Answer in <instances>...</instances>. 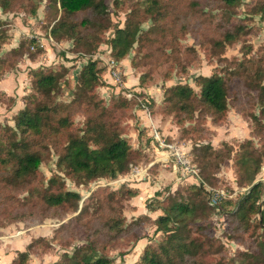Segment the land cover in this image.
Instances as JSON below:
<instances>
[{
    "label": "trees",
    "instance_id": "16d2710c",
    "mask_svg": "<svg viewBox=\"0 0 264 264\" xmlns=\"http://www.w3.org/2000/svg\"><path fill=\"white\" fill-rule=\"evenodd\" d=\"M240 1L47 0L46 15L52 7L57 13L48 23L47 33L53 40L71 41L72 52L78 56H91L105 43L110 57L118 62L132 51L131 67L150 65L153 69L165 63V79L170 78L176 65L186 69L177 57L179 41L186 34L196 35L201 28L211 31L215 48L211 51L222 65L208 75H196L195 88L186 82L165 86L163 107L155 110L171 117L180 126L179 136L185 138L194 129L190 125L198 128L206 117L213 123L226 117L229 101L240 99L236 92L229 93V83L236 80L248 99L247 107L242 105L239 112L251 124V137L239 144L238 151H233L229 142L220 149L209 143H193L191 160L194 157L192 161L198 164L205 186L214 187L212 170L232 158L237 186L247 184L249 189L239 200L224 198L214 205L208 201L204 185L182 182L167 189L163 199L159 197L161 190H157L145 202L148 211H159L157 216L138 214L127 220L123 213L125 203L138 194V189L127 184L115 190H95L81 206L80 193L68 189L62 176L54 174L44 185L39 166L50 145L57 152V170L81 187L99 178L126 174L129 162L151 156L131 145L122 126L124 117H129L125 116L127 110L139 105L135 97L117 94L106 100L107 105L103 104L97 90L104 85L98 60L87 59L78 69L69 102L58 101L54 96L61 89L60 78L69 66L59 64L60 68L55 69L40 65L29 70L30 90L24 94V106L12 116L13 126L0 124V226L29 218L62 219L68 213L75 215L54 229L51 242L43 236L33 238L8 264H29V256L40 242L59 241L68 246L77 229L86 243L71 252L64 250L52 264H112V258L99 250L124 236L130 235L136 242L142 239L136 228L144 221L155 224L154 230L161 233V239L157 244H144L140 264H264V210L260 206L264 181L256 179L264 157V57L248 56V44L241 59L221 56L225 45L250 32L245 19L264 14V0H257L248 9V18L233 20ZM110 2L124 11L121 27L111 21ZM10 5V0H0L3 11L11 10ZM212 10H219V17L209 12ZM34 12L31 8L28 13ZM109 30L110 37L104 39ZM7 41L8 34L0 28V50ZM42 51L34 36H25L17 46L0 55V79L19 59L32 60ZM149 71L140 74L139 84ZM66 81L70 83L68 78ZM149 111L153 112L150 108ZM76 112L84 116L79 127L72 118ZM162 134L168 140L180 141L177 136ZM220 215L227 220L230 240L242 247L228 259L224 258L218 239L207 232L206 221ZM213 255L216 256L211 258Z\"/></svg>",
    "mask_w": 264,
    "mask_h": 264
},
{
    "label": "rangeland",
    "instance_id": "374dc122",
    "mask_svg": "<svg viewBox=\"0 0 264 264\" xmlns=\"http://www.w3.org/2000/svg\"><path fill=\"white\" fill-rule=\"evenodd\" d=\"M10 1L11 10L3 11L0 7V28L8 34V41L2 45L0 55L6 52L11 47L17 46L19 41H21L25 36H34L39 41V45L42 46L43 51L35 56V58H33L32 60L27 57H22L16 62L11 71L6 73L0 79V124L13 126L14 122L12 120V116L24 106V94L28 93L30 90L29 70L40 65L50 66L55 69L59 64L69 66L68 71L64 73L60 78L61 89H59L54 95L58 101H70L72 97L71 90L73 89V86L76 82V73L81 67V63L90 58L98 60V66L102 68L100 76L104 85L100 87L105 88L107 85L115 90L114 85H111L110 83L107 84L104 81L107 79L104 78L103 74H110L108 66L106 64V61L108 60V58H110L108 51L109 48L105 43H102L96 49L95 53L91 56H78L77 54L72 52L71 41L64 40L61 42H54L52 41V38L49 37L47 33L48 23L50 19L57 16V13L55 8L52 7L49 13L46 15L45 4H47V0ZM256 1L257 0H241L236 13L233 15V20L248 18V9L251 8ZM31 8L35 9L33 15H30L28 13ZM108 8L113 24L121 27L124 20V11L118 9L115 5L112 4V2H110ZM205 10L208 11V9ZM209 12L218 17L220 15L219 10H212ZM245 20L247 24L251 26V30L249 33L241 35L232 43L225 45L221 56L227 58L228 60H233L235 58L241 59L246 48L245 44L251 46L250 53L247 54L248 56L264 57V14L261 15L260 13H258L250 15L249 19ZM145 27L146 23L143 24V28ZM110 35L111 30L105 33L104 39H108ZM206 35H209V37H206ZM211 35L213 37L211 31L201 28V31L196 35L190 33L186 34V36L179 41L180 51L177 57L180 58L181 65L185 66L186 69L181 70L180 65L174 66V70L171 72V76L169 79L164 78V73L167 69V64L165 63H160L159 65L154 66L153 69L152 67H150V65L137 68L131 67L129 65V58L133 53L132 51H130V53L122 63H119L117 61L119 70L121 72V77L123 81L127 83V85H124L125 87H123V91L133 92L137 97H147L149 100L148 106L150 110L152 109L154 111V106L161 110L163 104L159 102V100L165 86H169L177 82H186L194 87L193 81L196 75H208L212 70H218L222 65V63L217 61L216 57L212 53V51H215V48L212 47V37L210 38ZM199 43L201 44L199 45ZM194 50L195 54H193ZM147 69L150 70L148 76L145 77L143 83L139 84L138 78L140 74L142 72H146ZM67 78L69 79L70 83L66 81ZM229 85L231 87L229 93L232 94V92H236L240 99L238 102L229 101L230 104L226 117L219 123H213L209 117H206L205 122L200 125L202 127L197 128L190 125L191 128L194 129H190L188 135H186L185 138H181L179 136L180 126L177 127L172 119L169 120V130L175 131L174 129H177V132H173V135L179 137L180 141L184 143L188 142L187 144H189L188 149L190 156H193V154L191 155L190 151L191 144L193 143H209L213 148L220 149L224 148V142H229L232 144L233 151H238L239 144L244 139L251 137V124L247 119L241 116L239 112V108L242 107V105L247 107L248 99L243 96L244 90L242 89V87L238 86L236 80H233V82L229 83ZM134 87H143L146 90L150 89L154 94H156V97H150L147 93L134 91ZM120 89L121 88L116 90V93H113L114 91H112V89L101 91V89H99L98 87L97 90L100 94V97H102L104 100L102 101L103 104L107 105L108 103L106 100L111 96L121 94ZM134 100L137 99L134 98ZM132 107V109L129 108L127 110L125 116L129 117H124L122 126L125 130V137L129 138L131 145L135 148L137 143L136 137L134 135V133L136 134V122L133 121L132 123H130L128 121L129 119H132L134 117L133 109H135V106L132 105ZM72 118L76 127L82 125V122L84 120V116L82 113L76 112ZM150 131L151 127H149L148 134L150 133ZM158 132H162L159 127ZM254 142L256 141L254 140ZM145 145L149 146V142L147 141L146 143L145 141ZM151 152L153 155H156V153L152 150ZM193 158L194 157H192V160ZM56 160V149L50 145L48 153L39 166V174L42 177L44 185H46L48 178H50L52 175L58 174L62 176L65 181V186L68 189L78 191L80 193V206L83 201L86 200V197H88L91 192H95V190H115V188L118 189L120 185L130 182V180H125L123 178V180L121 179L119 181H116L115 183H105V181L107 180H115L123 177L119 175L116 178H99L93 180L84 187L76 186L69 177L64 176L63 173L57 170ZM140 160H132L131 162H129L127 172H132L134 166ZM194 164L198 168V164ZM163 165H168L167 167H164V169L166 170H170L171 167H173V164L170 161L163 163ZM174 170L177 176H179L177 170ZM212 171V176L214 178V180L212 181V186H225V188L228 190H231L233 187L237 186L235 181L236 173L234 170L232 158L221 161L218 164V167ZM155 172L156 171H153L152 173ZM152 173L150 174V179H152ZM256 179L264 181V157L261 162L260 170L256 175ZM184 182L189 183L190 181ZM151 184L152 180H150V185ZM171 185L172 183L170 182L161 187L159 196L160 198L163 199L167 195V189L175 188H172ZM149 186L147 185L148 188ZM244 186L249 185L245 184ZM263 194L264 190L262 192V195ZM153 195L154 191L149 188L145 195L137 197L135 206H131L128 202H126L123 213L126 216L127 220H129L132 216H136L138 214H146L151 218L157 216L159 211L150 213V211H148L145 207V202L152 199ZM130 209L135 210V213L130 215ZM73 215H75V213H68L63 216L62 219L56 217L45 218L43 220H39L38 218H29L24 221L12 222L4 226H0V264H8L12 258L16 257L18 251H22L25 249L27 243L30 242L33 238L43 236L49 240V238L53 234L54 229L57 228L60 223L67 221ZM206 223L207 232L213 237L217 238L220 245H222L224 258L228 259L234 257L236 255V249H239L241 246H238L236 242L234 243L232 240H230V237L228 236L230 230L226 218L220 215L217 216L216 219H208ZM154 229L155 224L152 221H144L140 223L136 228V234L142 236L140 243H138V241H133L132 236L128 235L122 237L116 243L106 244L104 248L99 251L112 258V264H140V256L142 254L144 244L147 242H151V244H157L161 239V233L156 232ZM81 235L82 234H80L79 229H77L75 236L70 239V243L68 246L60 245L59 241L52 242V244H49L50 240L47 241V244H45V242H40L38 247H35L33 249V252L29 256V264H52V262L55 261L64 250L71 252L74 247L84 245L86 241ZM63 236L66 235L64 234ZM242 238L243 240H245L246 235H243ZM215 256L216 255H213L211 258H214Z\"/></svg>",
    "mask_w": 264,
    "mask_h": 264
},
{
    "label": "built area",
    "instance_id": "2783aa9c",
    "mask_svg": "<svg viewBox=\"0 0 264 264\" xmlns=\"http://www.w3.org/2000/svg\"><path fill=\"white\" fill-rule=\"evenodd\" d=\"M110 77L112 79V85L116 88H121L120 91H123L125 83L121 77V72L118 67V62L113 58H108L106 61ZM124 95L129 97H135L139 103V106L142 107L147 114H149V100L147 97H137L133 92L123 91ZM150 137V143L156 153L155 161L160 163L172 162L174 169L177 170L179 180L190 181V183H195L198 185H204L202 181L199 170L196 165L191 161V156L189 149L183 142L168 140L162 133L158 132V127L151 126V131L148 134ZM141 171L138 168L133 169L131 175L139 176ZM143 178V176H140ZM123 180V177L115 180H107L106 184L115 183L116 181ZM207 190V198L210 204L216 205L221 199L232 198L233 200H239L249 189V186L238 187L235 186L231 190L226 188L219 187H208L205 186ZM261 209L264 210V194L260 200ZM215 217V216H214Z\"/></svg>",
    "mask_w": 264,
    "mask_h": 264
},
{
    "label": "crops",
    "instance_id": "0c3cea01",
    "mask_svg": "<svg viewBox=\"0 0 264 264\" xmlns=\"http://www.w3.org/2000/svg\"><path fill=\"white\" fill-rule=\"evenodd\" d=\"M52 41L61 42V41H55L53 39H52ZM124 60L125 59L121 60L119 63H122ZM83 63H81V64H83ZM103 76L105 79H107V80H104L105 83H107V84L110 83L112 85L111 77H109V75L107 73H104ZM125 85H127V83H125ZM99 89H101V91H107V89H110V90L112 89V91H114L113 93H116V90H118L119 88L115 87V90H113L112 87L106 85L105 88L99 87ZM133 90L139 91L140 93H147V94H149L150 97H156V94H154L152 92V90H150V89L146 90L143 87H134ZM121 94L124 95V92L122 91ZM161 96H162V94H161ZM161 96H160L159 102H161ZM142 97H144V96H142ZM154 108H156V106H154ZM133 111H134L133 112L134 117L132 119H129L128 121L130 123H132L133 121L136 122V129H135L136 134L134 133L136 140H137L136 147L142 148L143 150H145L147 152V155H149L151 157L149 159L142 158L134 166L135 168H138L141 171L139 176H133V175H131V172H127L126 174L121 175V176H123V178L125 180H130V182L127 183V185L129 187L138 189V194L134 197H131L128 201V203L131 206H135V201H136L137 197H139L141 195L142 196L145 195V193L147 192V190L149 188H151V190L155 192L159 189L161 190V187L163 185H166L167 183H170V182L172 183V185H171L172 188L176 187L179 183H182V182L184 183L183 180L178 179V176H177L175 170L173 169V167H171L170 170H166V169H164V167H167L168 165L164 166L163 163L155 161V155H153L151 152V150L153 152H155L154 149L151 147V145H149V146L145 145V141H146V143H147V141L149 142L148 130H149V127H151L152 125L159 127L162 130V132H164L165 134L170 135L172 137H175L173 135V132H177V129H174L175 131H173V130H169V128H168L169 120L171 119V117L163 116L160 112H158L156 110L153 112L149 111V114H147L146 111L142 107H140L139 105L136 106L135 109H133ZM139 132H140V134H138ZM179 142H182V141H179ZM187 143H184V144L188 148L189 144H187ZM153 171H156V172L152 173ZM151 173H152V179H150ZM140 176H143V178H140ZM261 179H262V177H261ZM131 180H133V181H131ZM150 180H152L151 185H150ZM147 185L148 186L150 185L149 188L147 187ZM130 210H131L130 215L135 213V210H133V209H130ZM140 242H141V239L138 240V243H140Z\"/></svg>",
    "mask_w": 264,
    "mask_h": 264
}]
</instances>
